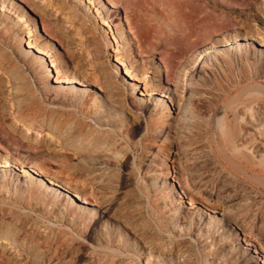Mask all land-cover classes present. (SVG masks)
<instances>
[{"label": "rangeland", "instance_id": "374dc122", "mask_svg": "<svg viewBox=\"0 0 264 264\" xmlns=\"http://www.w3.org/2000/svg\"><path fill=\"white\" fill-rule=\"evenodd\" d=\"M134 1L0 0V220L28 245L44 243L43 255L30 253L36 264H247L250 256L264 264V159L256 156L264 152L254 148L263 128L239 141L242 113H264V52L254 49L264 51V0ZM30 45L45 50L42 62ZM26 52L35 59L21 64ZM116 54L134 70L135 91ZM197 65L200 77H191ZM57 72L71 73L82 95H65ZM145 82L161 87L148 110L140 108L152 94ZM153 155L164 160L182 231L150 184ZM4 159L43 170L87 204L30 169L3 168ZM201 212L230 217L232 232H198L191 215ZM231 241L245 259L230 252Z\"/></svg>", "mask_w": 264, "mask_h": 264}, {"label": "bare ground", "instance_id": "6f19581e", "mask_svg": "<svg viewBox=\"0 0 264 264\" xmlns=\"http://www.w3.org/2000/svg\"><path fill=\"white\" fill-rule=\"evenodd\" d=\"M126 1V4L127 6L131 5L132 2L134 0H125ZM135 2V1H134ZM133 5V4H132ZM111 6L114 7V3L111 2ZM135 5H133L134 7ZM132 7V6H131ZM130 7V9H131ZM132 7V8H133ZM135 9V8H134ZM132 10V9H131ZM136 10V9H135ZM51 35V34H50ZM49 35V36H50ZM251 37V35H249ZM237 42V40L235 41ZM225 47H226V51L228 52L229 50L227 49L228 47L231 46V44H229L228 42H225L223 44ZM247 47V46H246ZM249 48L252 49V44H249L248 46ZM248 47L245 48V50L243 49V51H241V49L237 48V53L235 54V56L241 54V55H246L245 53L246 50H248ZM30 49H35L32 45H30L29 47ZM216 47H211V49H215ZM195 51V48H193ZM255 49V52H258V53H263V49ZM36 53H37V60H40L41 62L43 61V58L42 56H45L47 55L45 50L41 47H38L35 49ZM226 52V53H227ZM218 53V50H214V52H211V53H208L206 52V54L208 55H215ZM29 54H31L30 52H26V53H23V54H19V61L21 60H25V62L21 63V64H24V63H29V62H32L33 60L32 59H35V58H30L29 57ZM256 54V53H255ZM200 58V57H199ZM181 59V58H180ZM124 59H122V57L118 56L117 54L114 56V61L115 63L117 64V66L119 67H122V71H123V79L122 81L127 83L131 92L132 91H135L137 88H136V85L132 83V81H136V74H134V70H132V68H130L129 65H127L126 63L123 62ZM179 63V62H178ZM198 63H202L201 60H198ZM52 66V65H51ZM176 66V64H175ZM50 67V66H49ZM198 67V68H196ZM43 68H45V71L48 72V66H44ZM120 69V68H119ZM199 69V65L195 66L194 69H192L191 71H188L189 75L192 77L194 75H196L197 77H200V73L198 71ZM174 70V69H173ZM116 74L113 73L112 75V78H116L115 76ZM191 79V78H190ZM55 83H57L58 85L61 84V87L63 88H60V90L62 92H64L65 95L69 96V97H80L82 95V92L80 91V89H78L77 87L74 86V77L71 73H67V72H57L55 74V79H54ZM187 81V80H186ZM185 81V82H186ZM88 82V81H87ZM188 83V82H186ZM185 83V85H186ZM63 85H66V86H62ZM145 91L147 93H152L151 95H148L149 96V102L148 101H141L140 103V108L142 110H148V108H150V105L153 104V99H152V96L154 95H157L158 92L160 91V85H158V83L156 82H153V83H149V82H145ZM259 88V87H258ZM163 89V88H162ZM162 91V90H161ZM252 91V90H251ZM246 92V91H245ZM253 92L258 93L256 91L253 90ZM253 92H251V97L252 95L254 94ZM185 94H183L184 98H185V95L188 96V94L190 93L189 90L185 87ZM261 93V92H260ZM260 93H258L260 95ZM191 94V93H190ZM257 94V97H260L259 95ZM262 95V94H261ZM146 96V95H145ZM264 96V95H262ZM243 97V96H242ZM250 97V96H249ZM188 98V97H186ZM187 99H183L182 101H186ZM235 101V100H234ZM233 101V102H234ZM230 103V102H229ZM229 103H228V106H229ZM179 104V103H178ZM235 105V103H233ZM233 104H230V107L231 106H234ZM179 107V118L180 120L184 121L185 120V117L187 116V111H186V103H180L178 105ZM227 106V107H228ZM263 106V105H262ZM229 107V109H230ZM242 117H240V121L241 123H243L247 128L244 130V134H242L239 138V141H243V140H240V139H243V137H246V135H251L252 132L250 131H253V132H256L257 129L261 126L263 128V134H262V142L259 144V146H255L254 148H256V151L255 153H257L259 151V149H261V151L263 150L264 152V113H261L263 115L262 116H259V114L256 116V118H254V116H251V115H248L247 113H242ZM259 116V117H258ZM223 115L220 117L221 120L224 119ZM226 117V116H225ZM217 119V118H216ZM219 119V118H218ZM188 121V120H187ZM220 121V120H219ZM186 122V121H185ZM221 122V121H220ZM219 122V123H220ZM226 122H228L226 120ZM224 121V124L225 126L228 125V123H226ZM217 123V122H216ZM221 124V123H220ZM227 124V125H226ZM223 125V124H222ZM242 125V124H241ZM220 127H223V126H219L218 129H220ZM225 128V127H224ZM223 129V128H222ZM220 131V130H219ZM222 131V130H221ZM225 132V131H224ZM231 132V131H230ZM165 134V132H163ZM248 137V136H247ZM250 137V136H249ZM248 139V138H247ZM251 145H253V143H251ZM249 147V146H248ZM237 148V147H235ZM248 152H251L254 153V151L252 150V147L250 148V150H247ZM254 153V154H255ZM244 155V154H243ZM256 156L259 158L258 159V163L260 161H263L264 159V153L263 154H256ZM165 157V156H164ZM164 164V160L162 158H160L159 156L157 155H153V156H148L146 162H145V166L146 168H152L151 172H150V175H149V178H150V184L151 186H153L154 188L157 189L158 192H161L162 194H164L162 197H163V201H162V205L165 207H167V213L169 214V220H170V223H171V227L172 229H178L180 231L183 230V228H181V226H179L178 224L180 223V220H182L183 218L181 217L180 215V208L177 206V205H174L173 204V201L175 199L174 197V193L172 191V189H170L167 185H166V176L164 175L163 173V170L164 169V166H161L160 163ZM173 162V161H172ZM233 164V163H232ZM3 168H17L21 173L23 174H27V171L26 169H30L31 172L33 174H36L38 175L39 177H41L43 179L42 183H45V186L47 185L48 188H53L55 189L56 192L60 193L59 190H58V187L60 189V187H63V189H65L67 192H70L73 196V201L75 202H81V205H86L87 202L83 199V198H80L70 187V185L68 184H64V185H59L58 183H56L53 179H51L46 172H44L43 170H37L36 168L34 167H25L24 165H18L17 163L13 162V161H10L8 159H4L3 161ZM4 172V171H3ZM6 174H2V177L5 178ZM1 177V176H0ZM55 177V176H54ZM45 180V181H44ZM73 186V185H71ZM76 189V188H75ZM189 191V190H187ZM181 195H186L185 192H183L182 190L180 191ZM69 194V193H68ZM70 196V194H69ZM191 196V195H190ZM196 196V195H195ZM189 202L191 206H193L196 202L194 201L193 198L189 197ZM207 203H205L206 205ZM210 208H212L210 206V204H207ZM231 205V204H230ZM99 207V206H98ZM88 211L89 214L92 213L93 210L91 209H86ZM103 211V210H102ZM224 212V211H223ZM222 212V213H223ZM230 212V211H229ZM211 214H216V211L214 209V207L212 208L211 210ZM117 215V214H116ZM236 216V215H235ZM229 218V219H228ZM226 217V216H223L221 215V219L220 220H216L213 216H211L210 214H204L203 212L201 213H198L196 215H191V221H195V225L198 227V232H201L203 230H206L208 231V229H210L212 226L215 227V228H219L221 226V228L223 229V233L224 234H228L230 232H232V229L230 228V224L231 222L229 221L230 220V217ZM189 219V218H187ZM237 219V218H236ZM120 220V219H119ZM118 221V220H117ZM233 221V217H232V220ZM236 221V220H235ZM237 222V221H236ZM233 223V222H232ZM235 223V222H234ZM233 223V224H234ZM239 224V223H238ZM255 224V223H254ZM12 225V224H11ZM9 223H7L6 221H2L0 220V264H34L35 263V260L34 259V256L33 255H38V253H40L42 251V253L44 252L45 250V246H44V243H39V242H35V243H30L28 245L29 242H27L28 238H25L24 236H22L20 234V229L16 228V227H13L11 226ZM236 226V225H235ZM240 227V226H239ZM253 228V227H252ZM141 230V229H140ZM230 231V232H229ZM249 233H250V230H248ZM246 233H248L247 231H245ZM259 232V231H258ZM245 233V234H246ZM249 233H248V236L246 237H243V242L249 246L250 244V237H249ZM255 233V232H254ZM145 234V233H144ZM200 234V233H199ZM257 235V234H255ZM254 235V236H255ZM137 236V235H136ZM135 236V237H136ZM263 236V235H261ZM260 237L259 240H262L264 241V237ZM198 237V240L199 239V235H197ZM140 239V238H139ZM141 240V239H140ZM254 240V239H253ZM256 240V239H255ZM261 241V242H262ZM257 245V244H256ZM259 248H262L260 246H264V242L263 244H259L258 245ZM12 249V254L11 255L9 249ZM143 247H147L145 243H143ZM227 247L229 248L230 252L235 256V257H238V256H241L243 259H245L247 257V254L248 252L245 250H242V247L236 242V241H231L230 243L227 244ZM40 249V251H39ZM147 249V248H146ZM264 249V248H262ZM38 250V252H37ZM27 252L28 253V256L27 254L25 255L24 258H21L20 255L22 256V253L23 252ZM33 251L37 252V253H33ZM254 251H256V249H254ZM9 253V254H8ZM30 253H33L30 254ZM223 253V252H222ZM41 254V253H40ZM189 254V253H188ZM43 255V254H41ZM39 255V256H41ZM150 252H149V255L148 257L150 256ZM19 256L17 259L16 257ZM27 256V257H26ZM38 256V257H39ZM128 256V255H127ZM15 257V258H14ZM23 257V256H22ZM37 257V256H35ZM37 257V260H39ZM228 257V256H227ZM41 258V257H40ZM251 259H253V261H250V260H247V264H258L257 262V258L256 257H252L250 256ZM42 260V259H41ZM147 260V259H146ZM43 261V260H42ZM37 262V261H36ZM39 262V261H38ZM41 262V261H40ZM45 262V261H44ZM58 262L56 261V264ZM177 264H185V261L184 260H179L178 262H176ZM36 264V263H35ZM44 264V263H43ZM46 264H49V263H46ZM51 264V263H50Z\"/></svg>", "mask_w": 264, "mask_h": 264}, {"label": "water", "instance_id": "95a60500", "mask_svg": "<svg viewBox=\"0 0 264 264\" xmlns=\"http://www.w3.org/2000/svg\"><path fill=\"white\" fill-rule=\"evenodd\" d=\"M60 189H61V191L65 192V193H69L65 189H63V187H60Z\"/></svg>", "mask_w": 264, "mask_h": 264}]
</instances>
